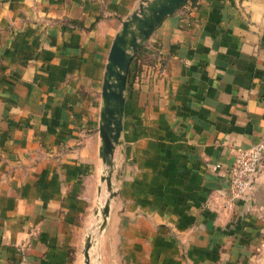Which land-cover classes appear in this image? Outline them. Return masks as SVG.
I'll return each mask as SVG.
<instances>
[{
  "label": "crops",
  "instance_id": "1",
  "mask_svg": "<svg viewBox=\"0 0 264 264\" xmlns=\"http://www.w3.org/2000/svg\"><path fill=\"white\" fill-rule=\"evenodd\" d=\"M141 1L0 0V264H84L91 230L90 264H264V156L248 199L227 188L264 140V0H188L152 34L161 74L127 76L94 229L100 140L77 92Z\"/></svg>",
  "mask_w": 264,
  "mask_h": 264
},
{
  "label": "water",
  "instance_id": "2",
  "mask_svg": "<svg viewBox=\"0 0 264 264\" xmlns=\"http://www.w3.org/2000/svg\"><path fill=\"white\" fill-rule=\"evenodd\" d=\"M188 0H142L137 9L122 23L111 43L101 88L98 135L100 140L99 158L103 165L97 196L102 185L106 196L97 202L94 214L99 222L94 227L100 233L106 226L110 205L116 196L113 188L115 172L114 154L120 144L122 120L125 105V90L128 71L138 51L149 41L162 22L180 10ZM256 184L253 188L255 191ZM95 246L92 230L87 232L83 244V262L90 264V252Z\"/></svg>",
  "mask_w": 264,
  "mask_h": 264
},
{
  "label": "built area",
  "instance_id": "3",
  "mask_svg": "<svg viewBox=\"0 0 264 264\" xmlns=\"http://www.w3.org/2000/svg\"><path fill=\"white\" fill-rule=\"evenodd\" d=\"M153 70L161 74L160 64H157ZM263 156L264 140L236 150L227 179L229 201H245L251 196L262 168ZM18 264H25L24 258L21 257Z\"/></svg>",
  "mask_w": 264,
  "mask_h": 264
},
{
  "label": "rangeland",
  "instance_id": "4",
  "mask_svg": "<svg viewBox=\"0 0 264 264\" xmlns=\"http://www.w3.org/2000/svg\"><path fill=\"white\" fill-rule=\"evenodd\" d=\"M148 42L146 43V45L148 44ZM143 48H141L138 52H140ZM132 64H133V60L130 66H133ZM102 82H103V76L100 79L99 85H97V83L95 84L90 82L86 86L81 87L80 90L77 92V101H78L77 107L80 109L81 111L80 113L84 115L82 121L84 124L86 123V126L94 130L98 129L97 127L99 124V112L102 102L101 100ZM103 195H106L105 187H104Z\"/></svg>",
  "mask_w": 264,
  "mask_h": 264
},
{
  "label": "trees",
  "instance_id": "5",
  "mask_svg": "<svg viewBox=\"0 0 264 264\" xmlns=\"http://www.w3.org/2000/svg\"><path fill=\"white\" fill-rule=\"evenodd\" d=\"M158 55V47L153 43H148L133 59V66L129 69L128 75L132 73L133 76H138L142 69V65L149 69H153L157 64H160L162 67V60H158Z\"/></svg>",
  "mask_w": 264,
  "mask_h": 264
}]
</instances>
